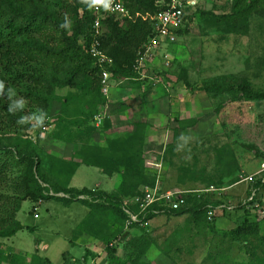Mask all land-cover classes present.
Instances as JSON below:
<instances>
[{"label":"rangeland","instance_id":"1","mask_svg":"<svg viewBox=\"0 0 264 264\" xmlns=\"http://www.w3.org/2000/svg\"><path fill=\"white\" fill-rule=\"evenodd\" d=\"M199 2L201 11L212 14L205 18L201 14L193 18L188 32L178 36L175 42L162 45L145 68L148 76L154 79L120 80L119 84L125 82L118 85L119 92L115 91L105 100L98 114L107 113V118L115 125L118 121L113 119L121 109L122 101L129 99L137 104L145 92H169L167 94L187 99L185 109L175 115H168L165 120L163 117L161 121L155 116L147 120L157 130L165 131V148L159 151V146H148L147 152L144 150L141 168L154 181L153 184L141 185L140 192L156 185L162 192L170 189L195 190L198 192L191 196L192 206L208 200L219 202L217 206L227 205L233 209L224 207L223 211L216 212L212 221L204 214L160 213L148 223L135 225L127 232L123 227L126 221L110 222L108 213L97 214L78 200L64 203L58 200L59 195L55 192L54 199L42 201L40 205L25 201L18 213L25 229L14 237L2 240L7 252L24 258L23 264H59L65 255L69 256L70 264L104 263L106 244L103 237L117 232L118 236L113 241L120 256L125 254L127 234L128 237L138 233L149 236L148 246L142 254V260L148 264H250L246 246H250L253 240L259 247L258 251L264 249V244L258 243H264V217L260 214L264 209L261 199L264 189H260L255 200L247 204L245 200L251 186L244 181L248 175L257 173L264 163V103L248 99L239 94L238 89L216 94L203 88L216 81L231 83L247 80L253 90L264 91V16L254 13L247 22L242 21L240 26H236V22L229 19L235 0ZM182 79L189 82V87ZM69 90L57 89V94L64 97ZM196 104L198 111L192 108ZM61 108V103L56 102L46 115L29 107L34 128L27 133L37 145L52 184L67 183L73 187L72 179L77 169L86 165L82 163L83 157L77 154L78 147L84 143L106 145L107 134L103 124L98 126L94 117L95 133L88 140L86 135L74 139L78 147L56 139L53 133L57 129ZM155 112L156 116L163 114L160 109H155ZM44 126H48L47 132L43 130ZM76 129L72 127V130ZM129 130L119 136L138 133L136 126ZM134 142L133 149L136 151L141 142L137 139ZM125 149L120 146L118 155L126 153ZM67 156L72 158L68 160ZM76 163L79 165L70 175ZM96 168L87 165L82 170L90 172ZM104 174L100 180L102 185L97 183V176L92 177L95 180H84L82 174L74 183L86 182L92 190L96 184H100L101 188L108 184L106 189L112 190L109 192L118 191L120 175L110 178ZM234 176L239 180L229 184V179ZM260 177L261 174L256 175L255 179ZM222 180H225L223 184ZM36 213L38 217H35ZM246 219L260 223L262 240L252 238L249 241L232 233Z\"/></svg>","mask_w":264,"mask_h":264},{"label":"trees","instance_id":"2","mask_svg":"<svg viewBox=\"0 0 264 264\" xmlns=\"http://www.w3.org/2000/svg\"><path fill=\"white\" fill-rule=\"evenodd\" d=\"M160 1L123 0L132 17L120 19L110 15L103 19L100 47L114 59L111 70L115 79L138 77L135 67L139 51L153 31L152 21L144 19L142 15L150 17L164 9ZM254 13L264 16V0H235L229 19L240 26L242 21L247 22ZM200 14L205 18L212 13L201 11L198 7L188 16L189 23L175 29L177 36L188 32L190 20ZM65 17L68 26L61 27L66 23ZM96 17L87 0H0V82L3 83V90L0 91V264L25 262L18 254L7 252L2 241L25 229L18 219L25 201L37 203L50 200L55 196L51 195L52 192H62L68 198L58 196V200L64 203L78 200L97 214L103 211L108 213L109 221L118 223L127 219L121 207L123 197L139 195L141 185L153 184L154 179L141 168L146 139L145 123L134 125L138 128L135 134L125 137L107 135V144L103 146L84 143L78 147L74 142V139L82 135H86L88 140L95 133L92 124L94 117L107 99L101 91V68L95 66V60L86 51L82 40L86 38V43L90 45ZM182 81L189 87L188 81ZM62 88L70 89L64 97L57 94V89ZM203 88L207 92L215 91L216 94L238 89V93L248 99H264V91L253 90L247 80L231 83L216 81ZM21 102L22 107H18ZM56 102H60L62 108L57 116L59 120L53 137L76 145L79 148L77 154L83 157V164L96 166L108 176L121 175L117 192L80 189L70 187L67 183L52 184L53 180L40 159L37 145L27 132L34 128L29 107L48 115ZM102 124L106 133L112 128L109 117ZM74 126L78 128L76 131L72 130ZM136 139L141 143L135 151L133 145ZM120 146L126 148L122 156L118 155ZM232 160L235 161L234 158ZM78 165L76 163L73 166L70 175ZM238 180V177H231L229 184ZM224 182L221 181L222 184ZM253 186L258 190L264 189V181L259 178ZM192 194L187 195L186 205L178 210H167L166 214L194 213L207 217V205L219 204L206 200L196 207L192 206ZM153 216L151 212L147 219ZM117 233L103 237L107 264H148L142 260V254L148 246L149 236L138 233L126 237L125 254L120 256L117 248L110 245L117 238ZM232 233L242 235V238L249 241L252 238L259 240L261 226L258 221L246 219ZM257 249L259 247L255 246L253 240L250 246H246V252L251 258L250 264H264V249ZM61 264H70L68 255L64 256Z\"/></svg>","mask_w":264,"mask_h":264},{"label":"built area","instance_id":"3","mask_svg":"<svg viewBox=\"0 0 264 264\" xmlns=\"http://www.w3.org/2000/svg\"><path fill=\"white\" fill-rule=\"evenodd\" d=\"M199 0H162L159 2L160 5L164 6V9L160 10L153 16H143L144 19L152 21V34L149 36L147 41L143 44L139 51V57L136 64V71L140 74L139 79H145L148 74L145 71L147 63L152 61L159 49L164 44H170L177 40V34L175 29L184 27L189 23L188 16L192 14L199 7ZM93 11L97 17L92 27V41L87 44V39L83 38V43L86 51L94 58L95 66L101 68V91L108 98L111 93L113 86L118 84L114 78L111 67L114 64V60L100 47L101 36L103 34L102 21L107 16L116 15L117 17L124 19L129 17L130 13L126 8L122 0H111L108 8L102 5L92 6ZM169 63V62H167ZM264 103V99H263ZM106 117V113H100L95 118L97 125H100L103 119ZM43 130L47 132L48 126H44ZM261 174L262 180L264 181V163L261 169L252 175H248L244 181L254 183L255 176ZM198 191L195 190H182V189H170L161 191L158 185L147 188L143 193L132 197H126L123 200L121 207L127 214L125 230L128 231L134 225H143L148 223L147 215L149 213L160 214L165 213L167 210H178L187 203V195ZM258 194V188L252 187L250 195L245 200V203L251 204ZM227 207L233 209L231 206L219 205L213 206L212 204L207 205V219L212 221L215 219L217 211H223V208ZM261 217H264V209L260 211ZM111 246L114 243L110 244ZM55 264V263H49Z\"/></svg>","mask_w":264,"mask_h":264},{"label":"crops","instance_id":"4","mask_svg":"<svg viewBox=\"0 0 264 264\" xmlns=\"http://www.w3.org/2000/svg\"><path fill=\"white\" fill-rule=\"evenodd\" d=\"M159 51H160V49H159ZM149 78L154 79L153 77L151 78L149 76L145 79H149ZM145 79H132V80L139 81V80H145ZM124 82L125 81L121 82L120 84H122ZM120 84L118 83L112 87L110 96L107 99H109L115 91L119 92L118 85H120ZM155 92H157V91H155ZM160 92H157L156 94L145 92L143 95H141V97L138 96L139 97V103H137V104H134L133 101H128L129 99H127V101L126 100L122 101V103L120 105L121 109L118 110L117 115H115V117L113 119L115 121L117 120L118 123L120 124V126L118 125V123L115 125H112V128L106 134L110 137L111 136H119V134L121 132L123 133V132L130 131L129 129L130 128L132 129L134 127V124H136L138 122L139 123L142 122V123H145L147 125L146 126V139H145V144H144L145 152H147L148 146H150V147L159 146V151H161V150L163 151L165 148V142H164L165 131L162 129L157 130L154 126H152L153 124H150V122L147 120H151L155 116V117H157V119L159 121H161V119H163V117L165 120L168 115H170V116L173 114L175 115V113L179 112L180 110L185 109V104H186L185 101L187 99H181L180 95L167 94L169 92H167V93L164 92V94H162V91H160ZM191 104H193V103H191ZM106 107L108 108V104ZM192 108H194V110L198 111V105L197 104L193 105ZM155 109H160L163 114L156 116L157 113L155 112ZM165 110H168V111H165ZM106 115H107V113H106ZM139 115H140V118H139ZM71 156H67L66 159L70 160L72 158ZM82 167H87V165H83V166L81 165L77 169V171H76V173L72 179V182L74 185L73 187L80 188V189L88 188V186L86 185V182H83V184L82 183H80V184L74 183V181L76 180V178L79 174H82V179H84V180H95L96 178H92V177L97 176L98 177L97 183H100L101 185L103 184L100 180H101V177L104 173L101 172L100 168H96V170L89 172L86 170H82ZM82 172H84V173H82ZM104 175L106 176V174H104ZM112 176H110V178H112ZM110 180H112V179H110ZM120 182H121V175H120ZM245 182H247V181H245ZM248 183L252 188L254 183H250V182H248ZM100 184L99 185L96 184V186H93L94 190L98 188V189H102L106 192L112 191V190L106 189L108 187V184L104 188H101ZM88 189H90V188H88ZM117 189H118V187H117ZM109 193H112V192H109ZM261 199H262V202L264 203V192L262 194ZM59 264H61V263H59ZM97 264H107L106 251L104 254V263H97Z\"/></svg>","mask_w":264,"mask_h":264},{"label":"clouds","instance_id":"5","mask_svg":"<svg viewBox=\"0 0 264 264\" xmlns=\"http://www.w3.org/2000/svg\"><path fill=\"white\" fill-rule=\"evenodd\" d=\"M123 1V0H122ZM87 3H88V6L89 7H92V6H97V5H102L103 7H105V8H108L109 6H110V3H111V0H87ZM127 8V7H126ZM129 11V10H128ZM130 13V12H129ZM116 16V15H115ZM137 16H141L140 14H137ZM143 16H146V15H142V17ZM129 17H132L131 15L129 16ZM119 18V17H118ZM126 18V17H125ZM121 19V18H120ZM65 21H66V23H64V24H62L61 25V27H67L68 25H67V17H65ZM111 57V56H110ZM114 60V59H113ZM139 74V73H138ZM139 77H140V74L138 75V77H136V78H133V79H139ZM117 80V79H116ZM117 82L119 83L120 82V80H117ZM122 82V81H121ZM3 90V83L2 82H0V91H2ZM104 95V94H103ZM263 102V101H262ZM18 107H22V102L20 103V104H18ZM102 113V112H101ZM96 117V116H95ZM106 117H107V115H106ZM105 117V118H106ZM102 124V123H101ZM99 126V125H98ZM256 180V179H255ZM254 187V186H253ZM51 195H54V193L52 192L51 193ZM58 195L60 196H63V197H68L67 195H65L64 193H58ZM250 195V194H249ZM81 198H85V196H81ZM42 201L43 200H41V201H39V202H37L38 203V205H40L41 203H42ZM36 209H38L39 210V208H37L36 207ZM123 210V209H122ZM155 215V214H154ZM157 215V214H156ZM35 217H38V214L36 213L35 214ZM150 220V219H149ZM125 225H126V223H125ZM135 226V225H134ZM134 226H132V227H134ZM126 231V230H125ZM129 231V230H128ZM127 231V232H128ZM125 236H126V232H125ZM127 237H128V234H127ZM111 243H114V245H112V246H115V241H113V242H111ZM110 243V244H111ZM51 263H53V262H51ZM49 264V263H48ZM97 264V263H96Z\"/></svg>","mask_w":264,"mask_h":264}]
</instances>
